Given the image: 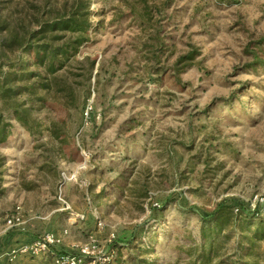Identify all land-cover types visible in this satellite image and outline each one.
<instances>
[{
	"label": "rangeland",
	"instance_id": "374dc122",
	"mask_svg": "<svg viewBox=\"0 0 264 264\" xmlns=\"http://www.w3.org/2000/svg\"><path fill=\"white\" fill-rule=\"evenodd\" d=\"M0 20L41 31L38 76L14 83L34 86L15 99L32 127L0 114V264L92 245L106 264H264V0H0ZM218 207L258 222L203 224Z\"/></svg>",
	"mask_w": 264,
	"mask_h": 264
},
{
	"label": "trees",
	"instance_id": "16d2710c",
	"mask_svg": "<svg viewBox=\"0 0 264 264\" xmlns=\"http://www.w3.org/2000/svg\"><path fill=\"white\" fill-rule=\"evenodd\" d=\"M60 18H54V20H58ZM49 24L47 22L41 23V25ZM5 31L6 35H0V69L6 67V71L0 70V114L1 112L7 111L8 113L12 114V116L19 121L22 125L31 126L29 117L27 115V109L21 107L20 105L16 104L15 99L17 96L22 94L30 95L33 93L34 86L33 85H14L16 82H22L25 80H29L38 74L33 71L29 70L27 67L28 63L24 59L25 56H32L33 61L38 62L37 54L35 51V43H31V41L36 38L38 33L41 31H28L23 30L21 34L16 33L13 34L12 30L9 28L8 23L5 20H0V32ZM259 45L264 44V38L258 42ZM18 48L19 52L15 58H11L8 54H12L15 49ZM197 53H189L187 56L182 57L188 60L194 59ZM32 127V126H31ZM30 129V128H29ZM31 131V130H30ZM52 135L54 138H59V131L56 129L52 130ZM225 214L228 220H233L234 225L238 222L239 225H243L245 221H257V211L255 210H247L240 211L239 209H234L230 207H218L215 211L210 213V216H200V220L203 224L212 223L219 219L220 215ZM239 215L240 220L237 222L234 215ZM260 223H264V220H260ZM248 225L250 223H247ZM261 225V224H260ZM259 226L256 227L258 229ZM228 236V235H227ZM239 244V241H237ZM237 252V251H236ZM235 252L236 259L231 261L232 264H244L241 259V254H237ZM66 255V253H52V260L54 261L55 256H62Z\"/></svg>",
	"mask_w": 264,
	"mask_h": 264
},
{
	"label": "built area",
	"instance_id": "2783aa9c",
	"mask_svg": "<svg viewBox=\"0 0 264 264\" xmlns=\"http://www.w3.org/2000/svg\"><path fill=\"white\" fill-rule=\"evenodd\" d=\"M258 202L264 203V198L257 199ZM256 201V202H257ZM260 203V204H262ZM20 221L19 212L16 211L14 214L9 216L6 220L7 224L10 226L16 225ZM66 234V231H63L61 234L46 233L42 238L29 242V243H20L17 247L12 250V253H30L32 255H44L48 252H51V247L55 245H60L61 236ZM94 253V246L91 247L83 246L80 247L76 255H62L55 256V264H106L105 258L96 259L92 258Z\"/></svg>",
	"mask_w": 264,
	"mask_h": 264
}]
</instances>
